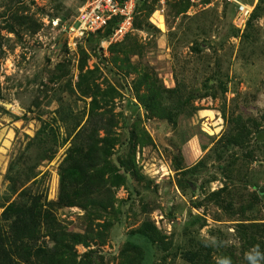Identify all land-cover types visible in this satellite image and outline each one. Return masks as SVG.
Segmentation results:
<instances>
[{"label":"rangeland","instance_id":"obj_1","mask_svg":"<svg viewBox=\"0 0 264 264\" xmlns=\"http://www.w3.org/2000/svg\"><path fill=\"white\" fill-rule=\"evenodd\" d=\"M177 1L146 0L137 27L112 48L94 35L69 50L62 36L80 0H0V213L17 198L6 178L11 161L12 173H36L25 186L57 200L59 167L91 93H101L116 121L117 142L96 164L112 205L54 208L65 230L85 236L61 249L65 264H139L143 256L142 264H189L183 253L198 241L214 264H244L254 248L241 229L264 234V139H253L264 132V5L257 0V15L239 29L232 2L178 13ZM10 11L28 23L10 31ZM128 63L149 66L165 87L178 84L190 97L170 100L173 122L147 114ZM237 115L248 125L254 118L259 130L246 146L221 149L217 141ZM42 123L47 135L29 145ZM119 164L130 183L116 186ZM144 221L157 229L152 242L129 234Z\"/></svg>","mask_w":264,"mask_h":264},{"label":"trees","instance_id":"obj_2","mask_svg":"<svg viewBox=\"0 0 264 264\" xmlns=\"http://www.w3.org/2000/svg\"><path fill=\"white\" fill-rule=\"evenodd\" d=\"M258 3L264 5V0H258ZM146 4V0L144 3L141 1L136 8L133 19L134 29L137 27V13L143 10ZM175 4L177 12L181 13L189 7V0H178ZM259 5L256 7L255 4L246 24L257 15ZM8 10L11 8L9 7ZM261 10L264 13V6ZM9 17L11 21H7V27L13 32L14 23L25 25L29 21L28 17L17 15L12 11L9 12ZM112 24L113 21L103 31L88 37L94 35L107 37L111 32ZM116 44L118 43L116 42ZM116 44H111L110 48ZM129 52H124L125 58H128ZM1 54L0 45V60ZM128 66L129 69H133L137 73L134 84L137 91L140 88L143 90L139 100L147 114L150 113L173 122L177 113L170 106V100H176L180 104L186 103L190 97H182V89L178 84L174 87H165L149 66L132 63H128ZM82 68L83 65L80 66L81 70ZM1 97L0 87V99ZM91 97L87 118L75 129L70 146L60 164L59 192L56 201H48L45 192H33L31 187L25 186L28 181L36 177V173L32 169L30 173H16V171L12 173L15 161H11L9 164L6 173V178L10 183L9 191L17 193V198L6 204L0 213V264H65L59 254L61 249L73 247V243L84 242L85 236L81 233L65 230L57 220L54 208L65 204H80L82 208L91 206L106 209L107 206L112 205L113 196L107 197L104 194V189L108 190V187L105 180L102 181V171L96 168V164L101 156L109 154L117 142V137L114 135L116 121L113 113L105 108L104 99L99 91L97 94L91 93ZM195 97L197 96L193 95L192 98ZM101 106L104 108L99 110ZM248 120L251 121L250 125L243 121L239 115L229 120V130L225 131L217 141L221 149L233 145L246 146L251 132L259 130L260 127L259 122H256L254 118ZM46 126V123L41 124L35 136L29 141V145L34 142L42 143L38 137L47 135ZM253 139L256 142L259 141L256 135ZM48 152L52 153L41 155V157L50 158L54 151ZM121 162L118 160V163ZM124 166V164L116 166V172H113L110 180L111 184L117 186L130 183L128 177L130 173ZM120 168L124 171L122 176L117 173ZM36 180L34 179L31 183H36ZM222 191H226L225 186L211 192L210 195L213 198H220L219 195ZM155 231L157 229L152 223L144 221L140 226L131 230L129 234L133 237L150 239L152 242V233ZM241 233L243 234L242 239H245L243 244L254 248L251 253L252 258L247 257L244 264H264V234L247 231L243 228ZM128 243L138 246L134 242L129 241ZM209 251L210 247L207 244L198 241L193 249L185 251L183 256L189 264H214L209 257ZM144 258L145 256L142 257L139 264H142ZM129 264H134V262L130 261Z\"/></svg>","mask_w":264,"mask_h":264},{"label":"built area","instance_id":"obj_3","mask_svg":"<svg viewBox=\"0 0 264 264\" xmlns=\"http://www.w3.org/2000/svg\"><path fill=\"white\" fill-rule=\"evenodd\" d=\"M143 0H80L78 13L71 25L65 29L64 44L76 50L86 37L103 31L113 21L110 34L104 38L106 45L118 42L132 32L133 19L138 4ZM223 0H189V11H196ZM235 5V25L243 29L257 0H225ZM164 5L166 0H158ZM54 58H56L54 56Z\"/></svg>","mask_w":264,"mask_h":264},{"label":"water","instance_id":"obj_4","mask_svg":"<svg viewBox=\"0 0 264 264\" xmlns=\"http://www.w3.org/2000/svg\"><path fill=\"white\" fill-rule=\"evenodd\" d=\"M64 37H65V33H64V35L62 36V40L64 39ZM256 137H257V139H258L259 141L262 140V139H264V132L258 133V134L256 135ZM259 193H264V187H260V188H259Z\"/></svg>","mask_w":264,"mask_h":264}]
</instances>
